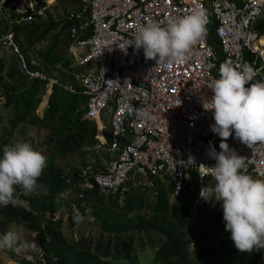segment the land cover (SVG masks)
I'll list each match as a JSON object with an SVG mask.
<instances>
[{
    "label": "built area",
    "instance_id": "built-area-1",
    "mask_svg": "<svg viewBox=\"0 0 264 264\" xmlns=\"http://www.w3.org/2000/svg\"><path fill=\"white\" fill-rule=\"evenodd\" d=\"M67 1L71 6L60 17L59 30L65 23L74 24L60 30L59 38L78 51L76 65L84 71L75 84L31 68L13 34L0 35V52L10 51L24 77L43 82L45 89L59 87L86 96L82 118L95 122L98 141L94 149L108 155L99 166H85L75 177L62 172L72 200L63 214L58 210L44 217L74 219L78 212L84 221L90 213L86 199L91 195L106 199L140 189L155 198L160 187L171 188V199L185 190L193 192L190 213L195 214L207 204L199 193L212 178L200 164H215L208 155L210 142L220 151V138L210 128L215 122L213 113L205 111L202 103L213 95L209 85L219 78V66L226 61L249 63L258 71L254 80H264V30L257 28L264 17V0ZM55 2L0 0V7L5 4L6 15L14 14L17 23H38L49 19ZM193 9L202 10L207 23L187 63L158 65L145 58L142 48L124 50L148 19L166 22ZM212 31L215 43L210 42ZM106 115L109 120L104 126ZM227 143L245 158L247 174L264 178V143L249 148L234 133ZM189 248L202 263L197 245L191 242ZM44 262L37 247L24 253L19 264Z\"/></svg>",
    "mask_w": 264,
    "mask_h": 264
},
{
    "label": "trees",
    "instance_id": "trees-1",
    "mask_svg": "<svg viewBox=\"0 0 264 264\" xmlns=\"http://www.w3.org/2000/svg\"><path fill=\"white\" fill-rule=\"evenodd\" d=\"M61 3L66 4V0H62ZM4 9L5 4L0 7V35L7 32L13 34L31 68L47 72L49 68L60 63L67 68L68 63L57 53L51 55L49 49L44 53H37L41 59L40 65L32 64L29 56V53L33 52V47L45 40L60 22L47 20L38 23H17L16 16L6 15L8 13ZM72 24L74 23H65L60 26V30ZM257 28L260 31L264 30V17L257 24ZM51 36L55 42L60 40L59 33L57 35L52 33ZM210 42H216L214 31L211 32ZM83 71L82 67H75L74 74ZM74 74L62 72L72 84L76 83ZM6 80H9L10 84ZM0 91L4 98L5 116L10 118L11 129L20 124L47 126L49 133L44 143L61 156L96 145L98 140L95 137V122L82 118L86 96L70 94L59 87H53L48 98V107L40 118L35 110L45 92L44 83L24 77L18 70L14 56L10 58L7 68L0 59ZM11 134L12 131L9 130L8 136ZM6 145L7 140H2L0 155ZM62 172L63 169L47 164L38 181L48 187L47 195L43 193L25 195L17 187L15 205L0 207V232H3L7 225L21 224L35 233V245L43 252L44 264H116L113 257L134 264L135 232L158 235L157 242L150 241L155 246L153 264H264L261 261L264 249H254L249 253L239 252L235 248L230 232L225 230L222 207L215 209L212 204L207 203L192 214L190 209L194 193L185 190L171 199L169 197L171 188L160 187L153 201L144 197L145 191L131 190L124 195V202L121 205L118 204V196L106 199L89 196L86 202L92 207L90 215L99 224L102 232L115 236L114 245H111L112 240L109 237L104 240L103 235L95 241L82 238L75 242L68 241L61 232L63 215L55 221L44 217L45 213L53 215L58 210L63 214L72 200L65 198L69 186L61 178ZM75 173L67 172V176L75 177ZM58 196H62L59 203L56 202ZM144 211L147 214H144ZM68 220L71 225L77 222L75 219ZM119 234L127 237L119 239ZM191 242L197 245V251L203 259L202 263H199L190 251Z\"/></svg>",
    "mask_w": 264,
    "mask_h": 264
},
{
    "label": "clouds",
    "instance_id": "clouds-1",
    "mask_svg": "<svg viewBox=\"0 0 264 264\" xmlns=\"http://www.w3.org/2000/svg\"><path fill=\"white\" fill-rule=\"evenodd\" d=\"M206 23L205 13L196 9L166 22L148 19L135 30L124 50L142 48L145 58L158 65L185 64L203 38ZM257 75L249 63H221L219 78L209 85L213 95L202 103L205 111L213 113L215 122L210 128L220 138V151L210 142L208 155L215 164L200 166L215 183L203 186L199 196L213 206L221 203L225 230L230 232L235 248L249 253L264 249V178L247 174L245 158L230 149L227 140L234 133L235 139L249 148L264 143V80H254ZM46 167V157L29 142L4 146L0 155V207L15 205L17 187L25 195H47L48 187L38 182ZM61 199L58 196L56 202ZM74 219L81 222L83 217L77 212ZM17 244L14 232L0 236V250L13 249Z\"/></svg>",
    "mask_w": 264,
    "mask_h": 264
},
{
    "label": "rangeland",
    "instance_id": "rangeland-1",
    "mask_svg": "<svg viewBox=\"0 0 264 264\" xmlns=\"http://www.w3.org/2000/svg\"><path fill=\"white\" fill-rule=\"evenodd\" d=\"M62 0H56L54 3V6L52 7V10L49 13V19L48 20H54L59 21L60 17L66 12V10L71 6V3H69L66 0V4L61 3ZM60 32L59 26L55 28V30L52 31L55 35H57ZM51 33V34H52ZM49 34V36L37 43L33 47V52L29 53V56H31L32 61L36 63V65H40V57L37 53H44L48 49L51 52V55L57 53L65 62H67V68H65L62 63L58 64L57 66L49 68L47 70V73L54 74L55 76L61 78L63 81H68L65 76L62 75L63 73L67 74H74V69L77 66L76 62H74V57L72 54H70V43L67 40L60 39L58 42H55L53 40V37ZM41 67V66H40ZM73 71V72H72ZM9 83V82H8ZM69 83V82H68ZM72 84V83H71ZM1 93V91H0ZM2 115H0V144L2 140H7V145L15 143V142H29L32 144V146L41 152V149L39 150L42 143H44V137L49 133V128L46 126L45 128L36 127V128H29L27 124H22L24 126V130H21L19 125L18 128L15 129L16 132L23 131L26 136L25 138H21L17 136L16 132H14V129L10 128L9 120L10 118L5 116L4 111L1 112ZM109 120L108 115H106L105 118L102 119V124L104 126H107V122ZM21 125V124H20ZM30 129L28 134L26 133L27 130ZM11 130L12 134L8 136V131ZM47 132V134H46ZM15 133V134H14ZM46 134V135H45ZM12 135H16V138H12ZM43 139L41 142H39L37 145L35 144V140L37 138ZM48 150L43 149V154L47 159V164L51 163L52 165L55 164V166L63 169V172H77L81 168L88 166V165H95L99 166L103 160L108 157L107 154L102 155L100 152H96L93 150V148L85 149L84 151H78L74 154L67 156V157H61L55 154L46 153ZM50 157H52L51 160ZM49 160V161H48ZM64 163L66 164V167H64ZM50 165V164H48ZM208 185H214V180L212 178L208 179ZM133 191H140L144 192V190L136 189ZM68 191L65 193L66 199H72V194ZM144 197L147 198L150 201H153L154 199L150 197L149 194L145 193ZM125 196H119L117 201L118 204L121 205L124 202ZM18 203H21L19 200H17ZM215 209H218L221 207L220 202H216L214 205ZM90 213L92 212V207L89 206ZM82 222H76L74 225L70 224V220L66 219L64 216L62 217V227L61 232L63 237L71 242H75L78 239H92L95 241L100 235L104 236V240L109 237L112 240V244L114 245L115 236L113 234H107L102 232L99 224L95 222L94 218L90 215ZM144 214H147V212H143ZM14 232L18 236V244L13 249H4L0 250V264H19L22 262L23 254L24 253H31L32 251L37 249V246L35 245V233L30 232L27 230L23 225H16V224H10L4 227V231L0 232V236H2L6 232ZM109 235V236H108ZM119 239H125L127 235L119 234ZM158 241V235L155 233H149V234H140V233H134V264H153V253L155 250V246H153L150 241ZM23 245H27V247H21ZM112 258V257H111ZM116 264H128V262L124 259H116ZM117 260V261H116Z\"/></svg>",
    "mask_w": 264,
    "mask_h": 264
},
{
    "label": "crops",
    "instance_id": "crops-1",
    "mask_svg": "<svg viewBox=\"0 0 264 264\" xmlns=\"http://www.w3.org/2000/svg\"><path fill=\"white\" fill-rule=\"evenodd\" d=\"M69 42V41H68ZM70 43V42H69ZM77 53H78V51H77V49H75L72 45H71V43H70V54H72L73 55V59H74V62H76V56L75 55H77ZM13 57V55L10 53V51L9 50H7V49H5V50H3V51H1L0 52V59H2L3 60V62H4V64H5V67L7 68L8 67V65H9V60H10V58H12ZM31 63L32 64H35L36 65V63L34 62V61H32V59H31ZM39 65V64H38ZM57 66V65H56ZM76 67H78V66H76ZM79 74H74V77H75V79H76V77L78 76ZM61 79V78H60ZM62 80V79H61ZM63 81V80H62ZM6 82L8 83V84H10V81L9 80H6ZM65 82H67L68 83V81H65ZM70 83V82H69ZM71 84V83H70ZM50 93H51V90L50 89H45V92H44V94L42 95V97H41V102L39 103V105H38V107H37V109L35 110V113L41 118L42 116H43V113H44V111L46 110V108L48 107V98H49V96H50ZM3 105H4V98L2 97V95H1V93H0V115H2L1 114V112H2V110L4 111V114L6 113L5 112V110H4V108H3ZM6 115V114H5ZM29 126V128L31 129L32 127L33 128H36V127H41V128H45L46 126L45 125H41V126H30V125H28ZM19 127H20V129L21 130H24V126H22V124L21 125H19ZM18 128V126L15 128V129H17ZM14 129V130H15ZM30 129H25V130H27L26 131V133L28 134V132H29V130ZM14 132H16V130L14 131ZM15 134V133H14ZM16 134H17V136L18 137H20V139L21 138H25L26 139V136H24V132L23 131H18V132H16ZM46 134H47V132H46ZM45 134V135H46ZM48 135V134H47ZM47 135H46V137H47ZM12 138H16V135H12ZM44 139H45V137H44ZM43 139H41V137L40 138H37L36 140H35V144L37 145L39 142H41ZM93 148V150H95L94 149V146L92 147ZM41 149V152H42V150L43 149H45V150H48V152H46V153H51L52 152V154H55V155H58V157L59 156H61V155H59V154H57L56 152H54L53 150H50L49 148H48V146L45 144V143H42V145L40 146V148H39V150ZM85 149H89V148H82V149H80V150H77V151H75V152H78V151H84ZM75 152H73V153H71V154H69V155H67V156H70V155H72V154H74ZM100 153H102V155H105L106 153L105 152H103V151H100ZM43 154H45V153H43ZM67 156H61L62 158L63 157H67ZM108 156V155H107ZM108 158V157H107ZM106 158V159H107ZM52 159V157H50V159L49 160H51ZM105 159V157H104V160H106ZM48 160V161H49ZM103 160V161H104ZM48 164H51V163H48ZM55 165V164H54ZM66 167V164L64 163V167L63 168H65Z\"/></svg>",
    "mask_w": 264,
    "mask_h": 264
},
{
    "label": "bare ground",
    "instance_id": "bare-ground-1",
    "mask_svg": "<svg viewBox=\"0 0 264 264\" xmlns=\"http://www.w3.org/2000/svg\"><path fill=\"white\" fill-rule=\"evenodd\" d=\"M263 42H264V38H263Z\"/></svg>",
    "mask_w": 264,
    "mask_h": 264
}]
</instances>
